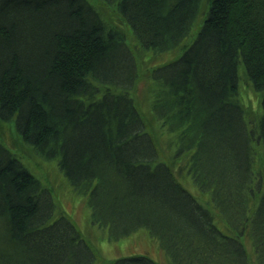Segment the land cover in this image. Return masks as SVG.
Segmentation results:
<instances>
[{"label": "trees", "instance_id": "obj_1", "mask_svg": "<svg viewBox=\"0 0 264 264\" xmlns=\"http://www.w3.org/2000/svg\"><path fill=\"white\" fill-rule=\"evenodd\" d=\"M101 1L116 4L141 45L156 51L178 47L201 17L182 55L150 74L149 98L167 143L179 139L168 156L188 154L209 202L159 158L132 92L139 76L124 33L89 0H0L1 118H15L26 143L58 159L110 239L145 228L170 264H264V177L255 176L251 142L258 137L264 157V93L253 127L238 94L239 62L264 91V0ZM240 236L251 239L254 262ZM96 257L75 222L56 216L51 191L0 142V264ZM112 264L161 263L134 253Z\"/></svg>", "mask_w": 264, "mask_h": 264}, {"label": "rangeland", "instance_id": "obj_2", "mask_svg": "<svg viewBox=\"0 0 264 264\" xmlns=\"http://www.w3.org/2000/svg\"><path fill=\"white\" fill-rule=\"evenodd\" d=\"M89 1L99 9L105 20L123 29L126 33L128 46L140 56V62H143L146 67L164 64L179 57L183 53L186 44L194 39L202 23L201 17H199L190 34H188L178 47L164 51H156L142 47L131 27L122 19L116 4H106L101 0ZM142 71L139 73L138 82L132 92L133 95H136V100L142 111L147 128L151 130L150 132L155 137L159 158L166 162L168 161L167 158L170 159L172 165H176L174 170L178 179L201 202H209L210 192L208 190H200L194 183L192 175L189 172L190 160L187 161L189 159L188 154H184V156L180 154L175 157L176 150L179 148V139L177 140L175 138L171 144L167 143V137L169 136L167 135L168 128L166 126L162 128L161 119L151 109L149 86L152 83L155 84V82L151 80L149 73L144 72V70ZM238 78L239 99L245 109L246 119L249 120V123L253 127L263 111L262 98L264 91L254 87L242 62L238 63ZM173 138L174 136L170 137V140L172 141ZM0 142L22 161L40 180L43 187L51 191L56 204V216L59 212H64L75 222L83 237L90 243L98 257L95 264H112V261L117 257L134 253H145L161 264H170V258L160 246L158 240L145 228L139 229L131 235L118 240L109 239L107 229L92 222L87 194L79 193L74 189L67 176L61 170L57 158L47 159L42 157L31 144L26 143L22 139L16 127L15 118L6 120L0 116ZM254 148L253 167L255 176L264 177L263 147L262 145L256 144ZM172 154L175 156L171 159V156L168 155ZM216 219L223 230H229L219 214H216ZM240 237H242L241 240H246L247 246L250 249V259L254 262L255 252L252 249L251 239L248 236L246 238H243L244 236Z\"/></svg>", "mask_w": 264, "mask_h": 264}, {"label": "bare ground", "instance_id": "obj_3", "mask_svg": "<svg viewBox=\"0 0 264 264\" xmlns=\"http://www.w3.org/2000/svg\"><path fill=\"white\" fill-rule=\"evenodd\" d=\"M104 23H106L108 26H111L114 30H116L117 32H123L124 33V36H125V39H126V33L123 31V29H121L120 27H118L116 24H113V23H111V22H109V21H103ZM126 24H128L130 27H131V29L133 30V27H132V25L128 22V21H124ZM120 24V23H119ZM139 25V24H138ZM135 35V34H134ZM137 38V37H136ZM138 39V38H137ZM140 42V41H139ZM127 43V42H126ZM141 44V43H140ZM128 45V44H127ZM129 47V46H128ZM142 47H144V46H142ZM144 48H146V47H144ZM129 50H130V54L132 55V59L130 58V62H131V64L133 65V62H134V64H135V70L137 71L136 73H137V76H139V73H140V71L141 72H143L142 70H144V72H146V73H149V74H151L155 69H157V68H159V67H161V66H163V64H159V65H154V66H149V67H146L145 65H144V63L143 62H140L141 61V59H140V56L135 52V51H133L130 47H129ZM185 50V49H184ZM184 52V51H183ZM182 55V54H181ZM165 64V63H164ZM143 66H144V68H143ZM238 94H239V92H238ZM245 110V109H244ZM246 114V113H245ZM247 121L249 122V120L247 119ZM159 129V128H158ZM251 142L254 144V145H256V144H261L260 142V140L258 139V137H254V138H251ZM167 162H169V160L167 161ZM255 171V170H254ZM110 239V238H109ZM86 240V239H85ZM111 240H113V239H111ZM86 242H87V240H86ZM89 245H90V243L89 242H87ZM91 246V245H90ZM97 258L98 257H96V260H95V263L97 262Z\"/></svg>", "mask_w": 264, "mask_h": 264}]
</instances>
